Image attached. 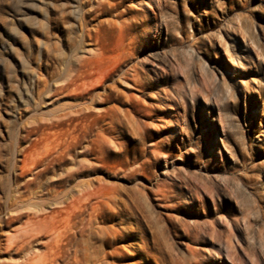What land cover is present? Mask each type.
Returning a JSON list of instances; mask_svg holds the SVG:
<instances>
[{
    "label": "rangeland",
    "instance_id": "obj_1",
    "mask_svg": "<svg viewBox=\"0 0 264 264\" xmlns=\"http://www.w3.org/2000/svg\"><path fill=\"white\" fill-rule=\"evenodd\" d=\"M83 188L99 264H264V0H0V264Z\"/></svg>",
    "mask_w": 264,
    "mask_h": 264
},
{
    "label": "bare ground",
    "instance_id": "obj_2",
    "mask_svg": "<svg viewBox=\"0 0 264 264\" xmlns=\"http://www.w3.org/2000/svg\"><path fill=\"white\" fill-rule=\"evenodd\" d=\"M74 1H77V0H74ZM71 12H72L74 20H77L78 23H80V24L85 23L87 17L91 15L90 13H82L80 15V7H78V5H73V9ZM75 25L76 24H74L73 22L70 23L71 27H75ZM90 34L91 33L81 32L76 37H77L79 42L85 41V40L87 41V39L91 37ZM132 47H134L133 49H136V43H134ZM132 52L134 53V51H132ZM79 55L81 56V54H79ZM94 56L95 55H93V57ZM82 57L86 58L87 56H82ZM85 61H86V59H85ZM79 67L81 68L82 65ZM77 72H79V70H76V73ZM72 77L73 76L70 77L71 82L73 81ZM136 77H137L136 74L133 75L132 80H133L135 85H138L139 82H138V79ZM34 85L41 87L40 95L45 93V92H48V90H49L48 81L43 77H38L37 82ZM34 85H33L32 79H31L30 83H28L26 86H24L23 95L26 98H24V97H22V95H20L18 97V101H20V102L23 101V102H25V104H27V102L36 103L35 99H34V88H35ZM30 145H32V144H30ZM35 149H33V151ZM30 153H31V150H30ZM42 172L43 171L39 170V172L36 173L34 180L36 177L41 176ZM36 180H37V178H36ZM188 189L192 191L194 196H196L198 198L200 197V195L198 196L197 188L188 187ZM99 194H101V193H99ZM95 195L96 194L94 192H92V193L89 191L86 192L85 189L83 188L80 190V193H78L77 197H73V195H71L66 199L64 197V199L58 200L57 206L59 205L58 206L59 208L62 207L60 210H57V211L56 210L55 211L48 210V209H50L48 207L41 209V212L48 211V214L42 218L39 217L36 220H33L32 222H30L31 224L26 229L23 230V232L21 234L20 241L17 243L19 251H21L23 253V259L21 261H19L17 264H60V261H62V260H63L62 262L65 264H99V261H101V258H100L101 257V255H100L101 250L99 251L98 247L94 246V247H97L98 251L93 252V250H91V249H94V250H96V249L92 248L91 244L89 243V241L91 240L90 239L91 234L93 233V225H94L93 221H94V218L97 217L96 212L98 209V205L95 204L97 202H93V196H95ZM85 205L89 211V212H87L88 213L87 219H85L82 216L84 214V212L86 211ZM72 208H75V210L74 209L70 210ZM87 213H86V215H87ZM73 216H76L78 218H80L81 216L82 217L79 219L80 225L78 227L76 226L77 229L75 228L76 231L71 232L72 228H74L76 225V224L72 225L73 223H71V221H70V219ZM74 218L75 217H73V219ZM76 223H77V221H76ZM94 223H95V221H94ZM183 228L184 229H182V230H184V233H185L184 237L186 239L190 240L193 243H197V244L201 243L200 237H198L197 235L191 236L190 235V229L186 228V227H183ZM62 229H64V230H62ZM94 232H97L96 229ZM86 233H88L87 236H86ZM92 235H94V233ZM97 235L98 234H95V236H97ZM38 236H47V240L44 242V247L46 250H44L41 253L34 252L30 248V244ZM65 239H66V241H64ZM103 239H104L103 236H101L100 240L103 241ZM64 245L69 246V251H70V249L72 250V254H71L72 257H69L67 255L66 251L68 249L65 251L64 247H63ZM100 249H101V247H100ZM69 253H71V251ZM175 258H176V256H175ZM186 258H187V256H186ZM186 258L185 259L182 258V259L172 260V263H174V264H198L196 259H195V253L190 251L189 252V258L188 259H186ZM123 259L124 260L128 259V255H126V253L123 254Z\"/></svg>",
    "mask_w": 264,
    "mask_h": 264
}]
</instances>
